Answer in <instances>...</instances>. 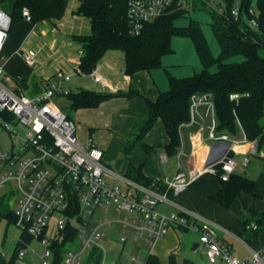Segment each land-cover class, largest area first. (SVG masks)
Returning a JSON list of instances; mask_svg holds the SVG:
<instances>
[{
	"label": "built area",
	"instance_id": "2783aa9c",
	"mask_svg": "<svg viewBox=\"0 0 264 264\" xmlns=\"http://www.w3.org/2000/svg\"><path fill=\"white\" fill-rule=\"evenodd\" d=\"M193 2L130 0L127 9L130 34L138 35L144 23L154 21L172 8L189 10ZM249 13L257 14L255 10ZM231 14L237 18V7ZM21 15L25 22H32L26 8L22 9ZM11 22L10 16L0 9V193L7 190L15 202L10 213L15 219L14 226L21 231L15 251L17 264H27L32 241L43 249L41 264H51L55 245L63 241L66 246L60 264H123L122 261L147 264L155 242L170 229L196 234L209 264H264V248L260 251L247 248L248 260L233 257L219 238L220 232L228 234V230L175 201L205 175H219L222 182H227L237 166L236 159L229 153H233V146L240 143L231 142L225 134L215 133L214 107L209 95L192 97L189 122L201 119L199 108H205L204 117L210 115L212 119L209 128L212 148L219 143L225 144L219 145L222 147L217 155L210 156L199 168L178 171L173 177L153 180L149 185L137 183L107 168L103 163V152L93 138L81 142L76 135L75 122L54 103L55 98L63 99L69 93L65 84L72 75H83L78 64L72 73L57 69L50 78L43 79L42 90L31 97L25 94V89L11 83L2 66ZM249 24L256 25L254 19ZM19 55L27 66L38 67L34 50L20 51ZM91 76L101 82L94 72ZM237 98V95L229 96L230 100ZM2 134L8 139L6 149L1 142ZM249 152L256 154L255 142ZM181 154L178 153V158ZM247 164L248 160L243 159L242 165ZM106 176L116 182H109ZM160 206L171 211L161 212ZM114 227L113 242L118 238L124 245L130 240H141L146 250L140 253L119 245L115 260L108 263L113 242L106 243L104 238ZM248 228L255 231L256 225L252 223ZM234 239L242 242L238 237Z\"/></svg>",
	"mask_w": 264,
	"mask_h": 264
},
{
	"label": "trees",
	"instance_id": "16d2710c",
	"mask_svg": "<svg viewBox=\"0 0 264 264\" xmlns=\"http://www.w3.org/2000/svg\"><path fill=\"white\" fill-rule=\"evenodd\" d=\"M69 1L0 0V9L11 18L10 34L13 27L23 20L22 9L29 11L31 23L38 26L60 21ZM129 1L79 0L75 14L84 17L90 25L88 35L74 38L81 46L78 66L83 74H90L109 51L123 53L124 73L128 76L140 71L160 69L162 58L173 53V37H186L191 41L202 69L186 78L172 77L164 70L168 90L160 93L155 102L146 101L147 117L134 124L125 152L141 141L154 123L160 120L169 138L165 149L169 155H175L180 149L179 129L190 121L191 99L202 95L211 97L216 134L231 137L240 128L247 142H255L257 148H261L264 145V0H238L237 5L236 0H219L214 4L207 0H194L189 10L172 8L154 21L144 23L138 35L130 34L127 19ZM235 6L237 18L231 14ZM196 10L205 11L210 18V28L219 47L216 58L211 53L200 24L190 19V13ZM250 10H255L256 16H252ZM185 18L189 20L187 26L175 25L177 20ZM251 19H254L255 27L250 26ZM237 57L243 60L232 61ZM212 68L215 71L212 72ZM28 81L21 78L17 80V85L27 90ZM36 87L38 92L42 90L38 84ZM124 95L132 97L136 94ZM230 95H237L238 98L230 100ZM111 96L79 90L69 91L64 98L71 110H77L95 108ZM229 156L234 155L229 153ZM125 177L143 185L151 183V180L133 168ZM220 182L219 191L210 200L223 208L229 209L242 193L255 197V182L245 175L233 173L227 182ZM7 217L14 224L13 215L9 213ZM252 223L256 225L255 231L248 228ZM243 226L244 236L241 239L245 243L264 233V210L259 215L248 214ZM25 240L29 243L26 237ZM55 246L51 264H60L66 242ZM15 251L7 263L2 261L1 264H14ZM157 263V258L152 256L147 262Z\"/></svg>",
	"mask_w": 264,
	"mask_h": 264
},
{
	"label": "crops",
	"instance_id": "0c3cea01",
	"mask_svg": "<svg viewBox=\"0 0 264 264\" xmlns=\"http://www.w3.org/2000/svg\"><path fill=\"white\" fill-rule=\"evenodd\" d=\"M207 1L210 4L219 2V0ZM79 16L73 13L68 21L62 22V18L55 23H42L40 26L23 20L19 22L29 25L31 31L42 26L38 49L34 51L42 67L50 64V60L55 62L52 71L44 69L39 75L38 82L41 87L43 79L50 78L57 69L72 73L73 68L78 64L81 46L74 38L86 36L82 33V29L90 27L88 20L84 17L80 20ZM59 28L64 29V32ZM29 33L25 37H28ZM11 38L10 42L9 36L4 46L5 49L8 44L9 53L13 52L11 49L15 47L13 34ZM9 42L12 47L9 46ZM18 49H15L16 54ZM17 55L20 57L19 53ZM92 72L101 78V82H96L91 73L72 75L65 88L70 92L87 90L112 96L95 108L72 110L69 119L75 122L77 136L81 140L85 142L88 137L93 138L103 152L104 165L113 172L126 176L130 168H133L147 180L160 181L166 177H173L178 171L187 172L191 167H201L210 156L217 155L220 148L225 145L219 143L222 146L217 145L216 150L212 148L213 143L209 140L212 119L210 115L204 117L205 108L200 107L199 113L202 118L197 119L195 123L188 122L180 127V151L175 155H169L165 149L169 138L160 120L156 121L144 138L126 153L127 140L132 136L134 124L147 117L146 101L155 102L160 93L168 90L166 72L156 69L140 71L128 76L124 73V56L120 51L107 52ZM169 75L175 78L190 77V75L173 73ZM19 76L21 75L11 78L16 79ZM129 93L136 95L132 97L124 95ZM238 132L242 135L241 138L238 137V133L229 136L231 142L240 143L233 146V155L237 161L234 173L245 175L255 182L253 191L255 197L242 193L229 209L223 208L210 200L221 187L218 176L205 175L181 193L175 201L228 230L230 235L219 233L221 243L229 248L233 257L248 260L249 249L260 251L264 248V233L245 243L249 249L240 246L234 237L244 236L243 222L248 214L259 215L264 210V164L262 168H251L252 166L249 168L251 157L259 155L258 157L264 161V146L257 148L255 155L250 154L252 142L245 140L240 128ZM179 152L182 153L180 158H178ZM243 159L248 160L246 166L242 165ZM106 179L111 183L116 182L110 176H106ZM159 210L164 213L171 211L165 206H160ZM195 244H198L196 234L170 229L163 238L155 242L151 256L157 258V264H209L205 250L201 246L194 248Z\"/></svg>",
	"mask_w": 264,
	"mask_h": 264
},
{
	"label": "rangeland",
	"instance_id": "374dc122",
	"mask_svg": "<svg viewBox=\"0 0 264 264\" xmlns=\"http://www.w3.org/2000/svg\"><path fill=\"white\" fill-rule=\"evenodd\" d=\"M235 3H236L235 5H237L238 0H236ZM78 7H79V0H70L67 5V9L63 17V20L61 21L62 22L68 21V19L71 18L72 14L76 13ZM79 17H81L80 20L83 18L82 16ZM190 19L200 24L203 35L209 45L211 53L216 58L219 55V47L210 28V18L208 14L205 11L196 10L190 13ZM188 21L189 20L187 18L179 19L175 22V25L178 27H185L188 25ZM41 28L42 26L31 31L29 30V25L17 23L13 27L11 33L9 34L10 42L12 41L11 40L12 34L14 35L15 38L14 39L15 42L13 41L15 47L11 49V51L13 52L9 53L8 44H7L5 49H3V54H2V57L5 60L2 63L3 69L7 74V76L11 79L12 84L17 85V80L21 78L25 79L24 77L29 79V81L27 82V90L25 92V94L28 97L34 96V94H36L39 91L37 90L38 88L36 86L37 84L38 86H40L38 83L39 80L38 77L41 74L42 70L46 69L48 71H52L55 63L54 60H50V64H47L46 66L42 67V65L37 59L38 67L31 68L26 65V63L23 61L21 56L19 57L17 55L18 53H20V51H27L29 49H33L36 51V49H38V44L40 42L39 34ZM59 30L64 32V29L62 28H59ZM27 33H29V35L28 37H25ZM82 33L84 35H88L90 33V27L82 29ZM10 42H9V46H11ZM16 43L18 44L16 45ZM171 48L173 50V53L166 55L162 58V68H160V70L162 71L166 70L168 73H173L177 75L180 74V75H190V76L199 73L201 71L202 69L201 64L194 51L192 43L188 38L173 37L171 40ZM15 49H18L16 51L18 52L17 54L15 53ZM242 60H243L242 57H237L232 61L240 62ZM211 71L212 72L215 71V68H212ZM16 75H21V76L17 77L16 79L11 78V77H15ZM54 103L56 107H58L66 117H69L72 114V110H70V108L68 107L65 98L63 99L55 98ZM237 133H238V137L241 138L242 135L239 132ZM78 139L81 142H84L79 137ZM1 142L3 148L6 149L8 147V139L3 134L1 135ZM258 156L259 155L250 158L251 164L249 168L251 166H252L251 168L263 167L264 161H262V159H260ZM14 205H15L14 198L10 197V194L7 192V190H3L0 193V264L2 261L7 263L12 258L13 253L17 247V242L21 237V231L18 228H16L13 224V221L11 222V220H9L7 217V214H9L10 211L13 210ZM95 224H96L95 222H92L93 226H96ZM115 228L116 227L108 230V234L104 238V241L106 243H111L112 237L116 233ZM241 240L243 241V243L239 242L240 246H243L244 248L247 249L248 245L245 244L243 239ZM119 245L124 246L125 249L127 250L132 251L134 249L140 253H143L144 250H146L147 248L141 240L137 242H133L132 240H130L123 245L122 243H119V240L117 238V241L113 242L110 245V250H112V252H110L108 255L107 258L108 263L113 262L115 260V252L119 249L120 247ZM29 249L31 250V252H29V254L26 257L27 264H41L40 256L43 253L42 247L37 242L32 241L30 243ZM122 263L125 264V262L123 261ZM14 264L17 263L14 262Z\"/></svg>",
	"mask_w": 264,
	"mask_h": 264
},
{
	"label": "water",
	"instance_id": "95a60500",
	"mask_svg": "<svg viewBox=\"0 0 264 264\" xmlns=\"http://www.w3.org/2000/svg\"><path fill=\"white\" fill-rule=\"evenodd\" d=\"M226 145H228V143H226ZM199 246V244H195L194 248H197Z\"/></svg>",
	"mask_w": 264,
	"mask_h": 264
}]
</instances>
